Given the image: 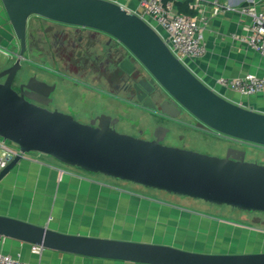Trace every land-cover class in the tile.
<instances>
[{
  "label": "water",
  "instance_id": "obj_1",
  "mask_svg": "<svg viewBox=\"0 0 264 264\" xmlns=\"http://www.w3.org/2000/svg\"><path fill=\"white\" fill-rule=\"evenodd\" d=\"M18 40L15 63L0 71V136L19 147L0 169V181L31 152L91 173L130 181L218 205L264 212V164L246 160V151L230 148L217 156L162 143L168 131L149 140L119 132L105 114L100 123H84L71 114L30 101L13 88L27 48L31 16L89 27L119 39L171 97L148 109L177 119L185 111L205 127L264 146V112L237 103L206 84L168 45L161 29L112 0H0ZM35 90L36 87L28 85ZM159 132V133H158ZM0 234L32 245L89 257L141 264H264V251L211 253L146 241L70 234L0 214Z\"/></svg>",
  "mask_w": 264,
  "mask_h": 264
},
{
  "label": "crops",
  "instance_id": "obj_2",
  "mask_svg": "<svg viewBox=\"0 0 264 264\" xmlns=\"http://www.w3.org/2000/svg\"><path fill=\"white\" fill-rule=\"evenodd\" d=\"M128 1L127 7L133 10L137 2ZM191 3L195 8H190ZM249 4L264 9V0H190L189 8L201 21L207 50L202 57L184 60L220 94L264 112V92L244 96L219 83L222 77L264 75V57L243 40L252 22L243 10ZM44 19L34 15L29 22ZM18 43L0 1V68L16 59L11 52L18 50ZM2 153L0 147V157ZM116 179L65 165L44 153H29L0 181V214L70 234L163 243L202 252L264 248V228L250 218V223L243 224L212 216L140 194ZM0 250L26 263L141 264L48 248L35 251L32 244L11 237L2 238Z\"/></svg>",
  "mask_w": 264,
  "mask_h": 264
},
{
  "label": "flooded vegetation",
  "instance_id": "obj_3",
  "mask_svg": "<svg viewBox=\"0 0 264 264\" xmlns=\"http://www.w3.org/2000/svg\"><path fill=\"white\" fill-rule=\"evenodd\" d=\"M44 20L46 22L35 20L28 24L27 48L23 54L22 68L13 80L14 89L23 91L30 101L71 114L84 123L98 125L101 115L110 116L107 121L119 132H123L117 128L120 119L110 112L101 111L92 115L88 122L84 120L87 111L78 106L77 99L69 97L67 88H78L83 94L81 99L84 104L91 94H96L101 95L100 100L119 107L128 105L173 119L143 106L147 97L157 107L162 101L171 100V97L152 81L150 73L123 42L89 27ZM8 67L0 68V71ZM6 78L4 76L0 80ZM28 85L36 89L31 90ZM81 99L79 102H82ZM160 127L165 126H156L151 136L147 137H144L145 130L142 128L138 129V135L130 131L123 133L153 140L158 138L156 132ZM166 134L161 137L162 143H165Z\"/></svg>",
  "mask_w": 264,
  "mask_h": 264
},
{
  "label": "rangeland",
  "instance_id": "obj_4",
  "mask_svg": "<svg viewBox=\"0 0 264 264\" xmlns=\"http://www.w3.org/2000/svg\"><path fill=\"white\" fill-rule=\"evenodd\" d=\"M128 3L129 1H127V4ZM158 27L161 28L160 26ZM162 33L166 35L164 30ZM19 77L21 78V76ZM66 91L70 98L77 99L78 106L84 107V109L87 111L88 114H85L83 118L87 122L89 121L90 117L96 113L101 111L110 112L114 116L119 117L120 123L117 125V128L120 131H130L132 134L138 135V129L142 128L145 130L144 137H147L151 136L152 130L156 126L163 125L168 128V132L164 138L165 144L217 156H225L230 148L243 149L246 151V160L264 164V146L248 143L223 134H219L205 127L195 117L186 113L182 114L177 119H165L151 111L131 108L128 105L121 107L113 105L108 101L100 100L101 95L98 96L96 94H91L89 99L85 102L86 104H84L83 100L81 99L83 94L78 88L68 87ZM80 99L82 102H79ZM8 144L16 146V144L11 141H8ZM116 181L126 185L127 187L133 188L143 195H149L154 198L162 199L164 201L181 206H188V208L202 210L212 216H221V218L233 222L244 224V222L250 223V221H252L264 228V212L247 211L232 206H222L206 202L202 199L169 193L167 191L146 187L120 179H116ZM248 218H250V221L247 220ZM236 248L238 247L236 246ZM259 251H264V248L254 252ZM241 252L248 251H239L234 248L222 253Z\"/></svg>",
  "mask_w": 264,
  "mask_h": 264
},
{
  "label": "built area",
  "instance_id": "obj_5",
  "mask_svg": "<svg viewBox=\"0 0 264 264\" xmlns=\"http://www.w3.org/2000/svg\"><path fill=\"white\" fill-rule=\"evenodd\" d=\"M112 1L123 4V0ZM134 1L137 2V6L133 11L144 19L151 20L165 31L164 38L167 39L168 45L177 56L199 58L205 55L207 49L203 42L202 24L196 15L181 12L175 5L176 0ZM123 5L127 7V3ZM195 6V3L190 4V8H195ZM243 10L252 19L243 40L264 57V9H257L255 4H249ZM219 83L244 96L264 92V75L246 73L237 77H222ZM8 141L0 136V147L3 150L0 157V169L5 167L19 152V147L8 144ZM2 238L0 234V242ZM33 249L41 251L43 247L33 245ZM0 264L44 263H26L0 250Z\"/></svg>",
  "mask_w": 264,
  "mask_h": 264
},
{
  "label": "trees",
  "instance_id": "obj_6",
  "mask_svg": "<svg viewBox=\"0 0 264 264\" xmlns=\"http://www.w3.org/2000/svg\"><path fill=\"white\" fill-rule=\"evenodd\" d=\"M189 1L190 0H182V1L176 0L175 5L180 11L187 13V14L194 15V10L189 8Z\"/></svg>",
  "mask_w": 264,
  "mask_h": 264
}]
</instances>
